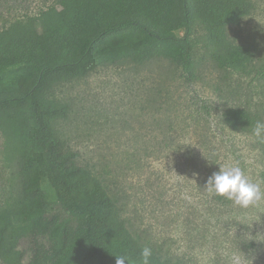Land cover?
Here are the masks:
<instances>
[{
  "label": "rangeland",
  "instance_id": "374dc122",
  "mask_svg": "<svg viewBox=\"0 0 264 264\" xmlns=\"http://www.w3.org/2000/svg\"><path fill=\"white\" fill-rule=\"evenodd\" d=\"M50 1L0 0V31L37 14ZM251 1V14L229 33L251 52L246 71L215 67L205 49L206 33L196 27L190 36L196 68L192 81L162 62L138 69L88 66L37 96L59 175L73 191L95 188L115 200L129 231L170 264H255L230 253L223 226L234 217L213 197H204L202 189L218 165L239 163L256 183L264 169V152L255 141L264 144V139L252 134L255 123L264 122V0ZM0 69V91H17L29 82L25 70L8 74ZM227 111L248 113L250 132L228 127L223 121ZM23 113L16 109L11 116L21 119ZM4 142L0 133V201L12 192ZM41 195L49 207H56L51 231L64 213L46 187ZM258 204L264 208L261 200L243 208L246 215ZM75 236V225L69 223L64 239L69 242ZM39 247V264L55 263L59 254L49 259L55 246Z\"/></svg>",
  "mask_w": 264,
  "mask_h": 264
},
{
  "label": "trees",
  "instance_id": "16d2710c",
  "mask_svg": "<svg viewBox=\"0 0 264 264\" xmlns=\"http://www.w3.org/2000/svg\"><path fill=\"white\" fill-rule=\"evenodd\" d=\"M253 8L251 0H51L37 14L0 31V68L8 74L20 70L30 74L24 88L0 91V133L12 169V192L0 201V264H39V246L46 244L55 246L49 259L59 254L52 264L75 260V264H115L121 254L130 257L129 264H138L144 245L124 225L115 200L99 195L95 188L73 191L59 175L37 96L88 66L138 69L162 62L179 68L192 81L196 68L190 36L196 27L206 33L205 49L215 67L246 71L252 64L251 52L229 33ZM16 109L24 110L21 119L11 116ZM223 121L236 133L250 132L246 112L227 111ZM255 141L264 152V144ZM259 184L264 189V169ZM42 187L64 213L51 231L48 226L56 207L38 196ZM213 198L234 217L223 226L230 253L247 263L264 264V208L258 204L248 216L243 207ZM69 223H74L76 236L67 242ZM163 258L153 250L151 264H170Z\"/></svg>",
  "mask_w": 264,
  "mask_h": 264
},
{
  "label": "clouds",
  "instance_id": "9594fccd",
  "mask_svg": "<svg viewBox=\"0 0 264 264\" xmlns=\"http://www.w3.org/2000/svg\"><path fill=\"white\" fill-rule=\"evenodd\" d=\"M252 134L255 137L264 139V122L257 121ZM218 166V171L213 172L208 177L203 187L209 196L231 201L243 208L264 200V189L245 174L239 163ZM152 256L153 250L150 246L142 247L138 264H151ZM115 258V264H129L130 262V257L124 254ZM133 264H137V262H133Z\"/></svg>",
  "mask_w": 264,
  "mask_h": 264
}]
</instances>
